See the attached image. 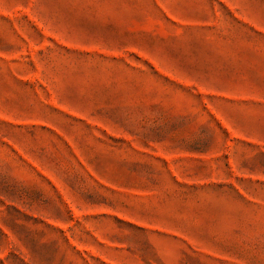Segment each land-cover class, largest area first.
Listing matches in <instances>:
<instances>
[{
	"label": "rangeland",
	"instance_id": "obj_1",
	"mask_svg": "<svg viewBox=\"0 0 264 264\" xmlns=\"http://www.w3.org/2000/svg\"><path fill=\"white\" fill-rule=\"evenodd\" d=\"M0 264H264V0H0Z\"/></svg>",
	"mask_w": 264,
	"mask_h": 264
}]
</instances>
